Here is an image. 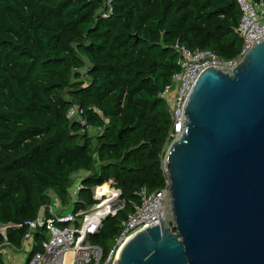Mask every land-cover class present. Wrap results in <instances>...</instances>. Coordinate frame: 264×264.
<instances>
[{
    "label": "trees",
    "instance_id": "1",
    "mask_svg": "<svg viewBox=\"0 0 264 264\" xmlns=\"http://www.w3.org/2000/svg\"><path fill=\"white\" fill-rule=\"evenodd\" d=\"M240 17L236 0H0L6 241L19 248L48 192L66 205L73 175L85 171L74 212L94 204V186L120 192L122 208L89 238L106 253L140 188L154 192L167 178L171 119L159 93L178 71L175 46L233 59ZM74 106L84 124L67 118ZM89 128L100 133L93 138ZM42 239L35 233L28 257Z\"/></svg>",
    "mask_w": 264,
    "mask_h": 264
},
{
    "label": "water",
    "instance_id": "2",
    "mask_svg": "<svg viewBox=\"0 0 264 264\" xmlns=\"http://www.w3.org/2000/svg\"><path fill=\"white\" fill-rule=\"evenodd\" d=\"M163 158L159 224L113 264H264V39L194 82Z\"/></svg>",
    "mask_w": 264,
    "mask_h": 264
},
{
    "label": "built area",
    "instance_id": "3",
    "mask_svg": "<svg viewBox=\"0 0 264 264\" xmlns=\"http://www.w3.org/2000/svg\"><path fill=\"white\" fill-rule=\"evenodd\" d=\"M236 1L241 12L236 32L242 39V46L235 58L227 60L209 50H189L184 46H175L178 54L176 62L178 71L159 93V97L166 103L171 119L167 144H170L169 141L174 140L181 132L184 104L198 76L211 67L223 70L234 69L252 47L264 39V2ZM79 114V109L74 106L68 111L67 118L84 124ZM82 178L73 182L69 188L68 204L73 205L76 202L78 193L83 188ZM104 186L118 193V200L117 196L115 199H110L105 194H101L100 190ZM168 192L170 190L167 178L164 186L154 192H149L144 187L140 188L137 193L138 205L133 206V212L120 223V232L106 253L99 246L91 243L89 238L98 233L104 219L114 216L123 206L119 203L120 192L111 188L109 183L91 188L94 204L77 212L72 208L67 214L54 213L50 203L41 206L36 218L26 223L27 231L22 242L30 241L33 247L34 235L40 232L43 233V239L39 242V250L28 257L25 264H66L67 255H71V264H113L121 248L136 232L159 224V208ZM58 206L65 208L61 202ZM5 230L6 226H0V234L4 238L0 244V264L2 259L11 260L10 250L13 248L6 241Z\"/></svg>",
    "mask_w": 264,
    "mask_h": 264
},
{
    "label": "rangeland",
    "instance_id": "4",
    "mask_svg": "<svg viewBox=\"0 0 264 264\" xmlns=\"http://www.w3.org/2000/svg\"><path fill=\"white\" fill-rule=\"evenodd\" d=\"M86 67H87V63H86V66L84 68L78 70L81 75H83L85 73ZM82 79L86 80L85 77H83ZM99 133H100V130L91 129V128L88 129L89 136H91L93 138H95V136H97ZM86 174L87 173H83V175H78V173H76V174L73 175L72 181L75 182V181H77V179H80L83 176H86ZM48 195L51 198L50 205H51L54 213L62 212L63 214H67V213H70L72 211V208H73L72 204H68L67 203L65 205V208H63L62 206L56 205V197H55V195L53 193L50 194V192H48ZM117 195H118V193H117ZM117 200H118V196H117ZM111 245L112 244H109V247H111ZM23 253H24V251L23 252L19 251L17 256H15V255L13 256L12 260H4V259H2V262L4 264H23L24 263L23 258H24V255H25ZM65 263L66 264H71V255H67V257L65 259Z\"/></svg>",
    "mask_w": 264,
    "mask_h": 264
},
{
    "label": "crops",
    "instance_id": "5",
    "mask_svg": "<svg viewBox=\"0 0 264 264\" xmlns=\"http://www.w3.org/2000/svg\"><path fill=\"white\" fill-rule=\"evenodd\" d=\"M83 173H86L85 171H80V172H78V175H83ZM87 175V174H86ZM84 177V176H83ZM50 192V194L51 193H53V192H51V191H49ZM54 194V193H53ZM56 197V196H55ZM50 201H51V198H50ZM60 201L57 199V197H56V205H58V203H59ZM32 244H31V242L30 241H24V242H22L21 243V246L19 247V248H16V247H14L13 246V248L10 250V253H11V260L13 259V256L15 255V256H17V254H18V252L19 251H24V253L23 254H25L24 255V258H23V261H24V263L23 264H25V262L27 261V259H28V255H29V253L31 252V250H32Z\"/></svg>",
    "mask_w": 264,
    "mask_h": 264
},
{
    "label": "bare ground",
    "instance_id": "6",
    "mask_svg": "<svg viewBox=\"0 0 264 264\" xmlns=\"http://www.w3.org/2000/svg\"><path fill=\"white\" fill-rule=\"evenodd\" d=\"M101 194H105L108 198L110 199H115L117 196L116 192H113L112 190L108 189V186H104L101 190H100Z\"/></svg>",
    "mask_w": 264,
    "mask_h": 264
}]
</instances>
